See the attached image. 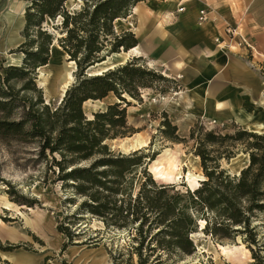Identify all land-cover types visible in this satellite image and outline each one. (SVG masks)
I'll return each mask as SVG.
<instances>
[{"label":"trees","instance_id":"16d2710c","mask_svg":"<svg viewBox=\"0 0 264 264\" xmlns=\"http://www.w3.org/2000/svg\"><path fill=\"white\" fill-rule=\"evenodd\" d=\"M66 1L25 0L28 4L22 31L24 42L11 52L22 55V66L0 68L5 73L3 78L0 76V138L15 141L38 138L39 156L50 164L49 170L61 183V189L71 188L75 195L83 198L78 211L97 218L106 230H121L138 223L134 237L137 242L134 254L138 264H148L149 257L157 252L165 255L194 254L189 236L197 233L200 220L205 222L202 232L213 241L235 240L239 236L251 253L252 264H264V256H261L264 244L258 238L259 227L252 226L256 215L264 214V136L239 128L225 135H218L213 130L205 131L196 140L194 152L206 179L200 182L198 189L174 192L173 186L156 188L149 179L150 174L144 170L145 179L134 194L136 169L142 165L141 158L137 156L140 151L128 156L114 155L108 151L104 141L116 137V134L109 136L110 128H126V108L130 102L122 96L127 94L134 100L136 96L127 86L119 92L116 82L132 79L137 70L130 69L126 64L102 76L88 78H85V71L107 56L127 51L138 44L130 32L115 34L113 22L129 15L124 12L126 4L135 5L143 0H100L92 5L91 10L84 7L73 14L64 11ZM57 15L61 16V27L65 31L64 40L59 42L67 51L69 61L75 62L76 69L85 79L67 90L61 104L53 112L47 105L40 111L37 108L42 103L40 99L38 102L18 100L8 82L12 78L24 77L35 91L31 75L38 67L48 64L52 44L51 35L39 28L45 17L53 20ZM36 28L38 36H44L41 42L32 38V31ZM101 36L105 40L109 36L113 39L106 56L99 55ZM64 43L72 48L66 49ZM81 47L86 49V54L79 57L76 49ZM2 83L6 89H3ZM109 93H113L119 102L108 105L104 112L93 113V119L88 120L82 104L87 100H103ZM18 103L24 104L23 115L18 120H12V111ZM162 127L166 129L162 133L167 137H173L177 143L185 142L175 136L176 127L171 126L167 119L162 122ZM197 128L195 125L191 129L190 139H194ZM239 147L248 155L249 164L236 176L222 169L220 161H228ZM86 161H90L88 166L74 167ZM148 186L154 189L148 190ZM65 200L69 202L71 199ZM25 204L32 206L36 203ZM146 224L149 225L144 230ZM151 226L161 228L152 232ZM57 230L67 239L61 246L62 255L72 246L76 235L62 225ZM16 249L12 245L0 246V251L4 253H13ZM48 260L46 258L45 262Z\"/></svg>","mask_w":264,"mask_h":264},{"label":"rangeland","instance_id":"374dc122","mask_svg":"<svg viewBox=\"0 0 264 264\" xmlns=\"http://www.w3.org/2000/svg\"><path fill=\"white\" fill-rule=\"evenodd\" d=\"M21 1L25 3L26 7L28 2H25V0ZM98 1L100 0H75L74 4L71 6L64 3L63 8L66 13L73 14L79 12L84 7H88L91 10L92 5H94ZM166 1L167 0H143L139 1L136 4H139L140 7L145 10H153L158 6H161L162 3H165ZM13 3L14 0H3L2 4L0 5V18H2V13H4V22L0 19V42H4V46L8 48V50L4 54L0 55V68L7 67L5 66L7 61L6 54L19 55L17 53L11 52L15 51L16 48L14 49L13 46H15L20 39L18 38L15 41L14 38H11L8 43V39L6 37L8 35L9 30L14 26L15 22L18 19L17 17L15 20L13 19L9 22L7 18V14L10 13ZM133 6L134 4L132 5V3L126 4V7L124 9L125 14H130ZM161 13H163V15L159 19L158 17H154L149 13H144L143 22L146 26L150 25V27L152 28L151 31H154V24H151V22L155 23L157 21H163V18L165 17H170L171 15L175 16L174 10L163 9ZM23 18L24 13L22 20ZM61 21L62 18L59 15L55 16L53 20L45 17V20L41 24L39 30L45 31L46 34L51 35L52 44L55 43V45L58 46L61 55L66 58V56H68V53L63 48V46H61L62 44H60L59 42L64 40L65 38V31L61 27ZM18 28L19 27H17L13 33H16ZM113 31L117 35L121 34L115 32L114 29ZM37 33L38 28L32 31V38L36 39L38 42H41L44 36L40 37ZM103 38L105 37L101 36L100 44L98 45L100 56L108 55L107 53L111 48L110 44L113 41L112 37L110 36L108 40H105ZM134 38L136 39L137 43L140 42L141 45L144 47L147 43L146 41H148H139L135 36ZM181 43V41H178L174 38H172L170 42L171 46L177 53L181 51V48L191 52L192 54L194 53L195 55H197L198 52H194L192 47H188L187 49L185 46L182 45L183 43ZM51 46L49 49V55L51 51ZM64 46H67L66 49L68 50L72 48V46H70L68 43H64ZM76 50L79 51V57H82L86 54V49L84 47H81ZM176 52L172 51L171 57H165V63L161 62L157 66H154L153 69L147 67L146 60L138 58L130 59L127 65H129L130 69L132 68L137 70L136 75L132 79H120L116 82V87L119 92L122 91L121 88H123V86H127L130 92L136 96V104L129 103V106L126 108V128L116 127L109 129V136L116 134V137L109 138L104 141V144L107 146L108 151L114 155L128 156L132 153L123 152L121 149L117 148L116 146H113V141L119 142L120 140L131 137L136 133L150 134V144L148 148L141 150L140 153L137 154V156L141 158L142 165L140 168L136 169L137 171L134 187L139 176L145 179L143 172H145L144 170H146V166L149 162L148 160L154 158L162 149H178L183 154L194 157L197 142L196 140H198V138L201 137L205 131L213 130L218 135H225L232 134L238 128L240 130H244L234 120L219 118L216 114L210 112V109L208 110V115H205L204 111V113L198 115L199 117L193 123L185 124L183 119V113L184 110L188 108V104L190 103V98L193 96V93L203 94L204 88H207L209 85L207 86V84L191 83L184 84L179 81V79L176 78V74L170 72L168 69V67L173 63V61H179L181 59L180 55H178ZM67 60L69 61V56ZM251 60V57L247 58L246 63L251 62ZM262 60L263 59H261V57L258 58L257 64L259 65V68L260 65H262L259 61H261L262 63ZM20 66H22V60ZM255 68L257 69V66ZM258 73L263 81L264 66L262 69L260 68L258 70ZM166 74H170L171 76L166 77ZM4 75V70L0 69L1 78H3ZM119 76L121 77V74H119ZM37 77V71L35 70L31 75L35 91H33L32 86L28 84V79L24 77L10 79V81L8 82V86L13 90L18 100H22L24 102H27V100H30L32 102H38V100L40 99L42 103H39L37 105V108L40 111H43V106L47 104L44 99L43 91L36 84ZM73 77L74 81L73 84H71V86L69 87V89L73 88L76 84H80L83 79L88 78H84L82 75H80V72L77 69L75 70ZM2 87L3 89H6L3 83ZM145 92L149 95L148 97H153V99H155V103L152 108L143 109L145 100L142 98V96ZM176 92L179 95L177 97L172 96L171 98H174L178 101L179 108L175 109L174 111H171L167 103L162 101V98H168L169 95ZM262 93L264 96V92ZM261 95L262 94H260L259 98H256L257 102L260 100ZM108 96H114L116 98L113 93H109L107 97ZM23 103H18L19 105L12 111V120H18L23 115ZM60 104H58L57 100L54 99V101L47 106L49 111L53 112ZM131 108L135 109L131 110V113H129V116L131 115L132 117L129 119L127 118V116L128 111ZM165 119L170 122L171 126L176 127L175 136H177L179 139L184 140L185 142L177 143L173 140V137H167L162 133L164 132V130L166 131V129L162 127V122ZM195 125H197L198 130L196 131V135L192 140L190 139V131ZM107 127L110 126L107 125ZM176 145L179 146L177 147ZM234 151V156L228 161H220L221 168L228 171L231 175H233L231 168L229 167L231 159L235 158L238 155H247L242 150V147H239L237 150L235 149ZM48 160H50V157H48ZM89 162L90 161L80 162L75 164L74 167L88 166ZM226 165L228 167H226ZM49 166L50 164L45 159L39 156L38 138H29L26 141H15L13 139L0 138V193L6 194L7 199L19 207L25 206V208H39L40 210L48 214V216H50L54 223L53 234H47L46 237L40 234H36L29 228L25 227L24 221L20 216H17L12 212L2 210L0 212L1 221L5 223L8 227L14 228L19 233L26 235L28 237V240L19 239L16 242H12L9 238L4 236V232L0 231V246L6 247L8 245H12L17 248L14 252L24 251L32 255L45 256V259H50L47 261V263L49 264H62V262H65L66 264H73L72 259L69 258V256L67 255L70 248H74L77 252L96 247L102 248L103 251H105L104 253L108 254L110 258L108 264L137 263V257L134 254V248L137 246V242L134 241V237L136 236V229L138 227V223L132 224L129 228H124L121 230H117L114 228H111L109 230L104 229L102 231L95 230L93 228V223L99 220L97 218L92 217L87 212L78 211V207L83 201V198H80L79 196L75 195L73 189L71 188H66L65 190H62L60 187L61 183L55 180V176L49 170ZM198 168L199 169L195 173L203 176L200 162H198ZM186 171L187 168H182L183 173H185ZM149 179L155 184L156 188H160L162 186H164L165 188H169L173 186L174 192H185L187 190L183 180L173 185H159L155 183L150 176ZM38 185H40L41 187L42 194L45 196V198L48 197V200L50 201L47 206H43L41 201L38 200L36 196H34L32 193L33 188ZM147 189L153 190L154 188L152 186H148ZM133 193L135 194V192ZM67 198L71 200L69 202H66L65 199ZM27 202H32L36 204L28 206L25 204ZM25 208H20V211L22 213L27 214L28 212L25 210ZM59 225L68 228L71 232L76 235V237L72 239V246H70L67 251L62 255H60L61 246L64 242L67 241V239L63 234L58 232L57 228ZM148 225L149 224H146L143 229L146 230L148 228ZM252 226L259 227L258 238L260 240V243L264 244V214H257L256 217L253 219ZM151 228L153 229L152 232H156L161 227L157 228L156 226H151ZM199 229L200 227L198 225L197 233H201L202 236L196 234V239L204 240L206 244H209V242H211L214 246L243 244L241 241V237L239 236L235 240H224L222 242H215L209 236H206L202 231L200 232ZM57 235L61 237L62 242L59 249L57 251H54L51 247L48 246V243L45 239H53L57 237ZM146 245L147 243L145 244V246ZM193 246L195 252L190 256L181 254L165 255L164 253L159 252L153 253L149 257L148 264H192V262H197V264H234L232 261H228L224 259V257H220L219 255L214 254L212 251H210L211 254H198L194 242ZM244 248H246L245 245ZM1 253L4 252L0 251V254ZM143 253L146 254L145 251ZM159 255H161V257H158ZM261 256H264V250L261 252ZM113 258L115 259L114 262ZM158 258L161 259L157 260ZM249 258L252 259L251 253ZM2 261L3 259L0 256V262ZM75 263L76 262H74V264ZM252 263L253 259L252 261H244V264Z\"/></svg>","mask_w":264,"mask_h":264},{"label":"bare ground","instance_id":"6f19581e","mask_svg":"<svg viewBox=\"0 0 264 264\" xmlns=\"http://www.w3.org/2000/svg\"><path fill=\"white\" fill-rule=\"evenodd\" d=\"M75 0H67L66 4L69 6L74 4ZM191 4L189 0H167L165 3H162L161 6L156 7L155 9L145 10L140 7L139 4H136L132 7L131 13L124 19L118 18L113 22V28L117 33L130 32L139 40H144L145 36L149 35L150 43L156 41V39L163 41L165 44H169V36L178 37L184 28L191 27L194 24L201 28L204 25L209 26L211 21L205 24L195 23L196 13L195 10H191ZM180 7H187V10L181 15V18L185 17V21L180 19V21L174 23L167 21V17L163 18V21H157L154 24V31H151L150 25L146 26L143 22L144 13H149L158 19L163 15L161 13L163 9L167 10H176ZM163 8V9H162ZM25 9V3L21 0H14V3L11 7L10 13L7 14L8 21L15 20L17 21L14 26L9 30L8 43L11 38L15 37L16 33H13L17 27H20L23 23L22 17ZM19 22V24H18ZM185 24H187L185 26ZM151 31V33H150ZM150 33V34H149ZM153 33V34H152ZM222 49L221 47H218ZM148 46H142L138 43L136 46L130 48L129 50H121L117 53L107 56L104 61L97 63L96 65L90 67L87 70V77L102 76L103 74L113 71L119 67L125 66L128 64L130 59H143L147 61V67L153 69L154 66L160 64L161 61L157 57H154V54L148 52ZM182 54L180 61L173 62L169 67V71L176 74V78L179 79L184 84H210L215 76V67L209 60V57L205 54L199 58H194L187 51L181 50ZM50 62L45 66L38 67L37 71V80L36 84L43 91L44 99L47 105L57 100V103L60 104L65 96V93L73 84L74 77L73 74L76 70V65L73 61H68L64 56L61 55L58 46L55 43L51 46L50 51ZM259 53L254 51V61L256 62L259 58ZM6 64L5 66H20L22 55L15 54H6ZM252 63H246L248 68H251ZM256 71V70H255ZM221 73V72H220ZM219 74V73H218ZM223 74V73H222ZM170 74H166V77H170ZM179 94L173 93L169 95L168 98L163 97L162 101L166 102L171 111L179 108V103L172 96L177 97ZM181 95V94H180ZM149 95L145 92L142 98L145 100L143 109H149L154 106L155 99L153 97H148ZM213 96V93L208 89L204 88L203 94L193 93V96L190 98V103L188 108L184 110L183 119L185 124L193 123L202 113L205 111V115L210 112H215L219 118L233 120L241 126L244 130L255 133L257 135L264 136V96L262 95L260 99V108L263 113L253 111L251 109H237L235 112V106L229 102L225 101H214L210 106V98ZM123 97L130 103L136 104L135 100L129 97L127 94H124ZM118 99L113 97H106L103 100H87L82 104L84 113L88 120H92V114L98 111L104 112L108 105L118 103ZM212 102V101H211ZM228 104V105H227ZM131 108L128 111L127 118H132L129 113ZM208 115V114H207ZM113 146L121 149L126 153H135L141 151L145 148H148L150 144V134L148 133H136L131 137L124 138L119 142L113 141ZM177 147L179 145H176ZM198 157H192L190 155L183 154L178 149L164 148L162 149L150 162H148L149 174L151 179L159 185H173L179 183L181 180L184 181L187 190L194 191L200 187V182L206 180L204 176L196 174L195 172L198 168ZM249 164V159L247 155H238L230 161V168L233 174L238 175L240 170L244 169ZM226 167H228L226 165ZM182 168H187L185 173L182 172ZM143 177L139 176L138 180L135 183L134 192L138 190L140 183L143 182ZM33 195L36 196L38 200L41 201L43 206H47L50 201L48 197L42 194L40 185L33 188ZM20 208H25V206H17L16 204L10 202L7 199L6 194L0 193V212L6 210L20 216L25 227L29 228L36 234L46 236L47 234H53V221L44 211L40 210L37 207L25 208L28 212L22 213ZM200 227V232L204 229L205 222L200 220L198 222ZM93 228L98 231L104 230V225L100 221H95L93 223ZM0 231L4 232V236L10 239L12 242H16L19 239L28 240V237L22 233H19L16 229L8 227L0 219ZM196 234L202 236L201 233H195L190 235V238L196 246V251L198 254H211L212 251L214 254L224 257L228 261H232L234 264H244V261H252L250 257V252L248 249L244 248L243 244L239 245H216L214 246L211 242L206 244L204 240H197ZM47 237V236H46ZM45 237V238H46ZM48 243V246L51 247L54 251H57L61 245V237L53 239H45ZM22 254L17 258H12L8 254L10 253H1L0 256L3 260H8L13 264H34L33 258L29 257V253L20 251ZM24 252V253H23ZM12 253V252H11ZM26 253V254H25ZM76 253L75 249L70 248L68 256L69 258L73 257ZM105 253L102 248H99V251H91L89 255H86V258L90 260L91 264H100L104 263ZM136 264V263H135ZM192 264H197V262H192Z\"/></svg>","mask_w":264,"mask_h":264},{"label":"crops","instance_id":"0c3cea01","mask_svg":"<svg viewBox=\"0 0 264 264\" xmlns=\"http://www.w3.org/2000/svg\"><path fill=\"white\" fill-rule=\"evenodd\" d=\"M2 1L3 0H0V5L2 4ZM189 1L192 3L191 10H195L196 13L195 23H197L196 20L199 10L207 9L208 22L211 21V24L209 26L204 25V27L201 28L197 27L195 24L186 28L182 26L180 28L182 32L178 37L168 36V38H170L169 44H165L158 39L150 43L151 36L147 35L144 40H148L146 41L148 52L153 53L154 57L159 58V61L165 63V57H171L172 51L176 52L170 44L171 39L174 38L181 41L183 43L181 44L187 49L188 47H192L194 52H198L197 55L194 53L193 55L191 52L187 51L194 58H199L206 54L215 67L214 79L210 84H207V86L209 85L207 88L205 87L213 93V96L210 98V106L214 101L220 100L233 104L236 107L235 112L237 109L245 108L253 111L256 110L257 112L261 111V113H263L259 105L260 100L257 102L256 98H259L260 94L263 95L262 92H264V80L262 81L258 73V70L260 68L262 69L264 66V0ZM186 8L187 7H184V11L187 10ZM176 10H174L175 16L171 15L170 17H167V21L174 23L180 21V19L185 21V17L181 18L184 11L182 13H177ZM0 19L4 22V13H2V18ZM24 25L25 21L23 18V23L17 29L15 36L17 37L15 38V41L18 38L20 40L15 46H13L14 49L24 42L22 35ZM186 25L187 24H185V26ZM226 27H232L240 38L235 36L230 39L225 35ZM241 38L253 49L252 54H250L251 51L248 50L246 46L241 45ZM218 47H221L222 49ZM7 50L8 48L4 46V42H0V55L4 54ZM180 50L184 49L180 48ZM254 51H257L260 55L259 57L263 59L262 63L259 61L260 64H262L260 65V68L257 64L258 60L256 62L254 61ZM178 53H180V51ZM250 57L252 60L249 63H252V67L248 68L246 66V59ZM255 64L257 69L255 68ZM213 113L216 114L215 112ZM229 119L233 120V118ZM91 251L97 252L99 251V247L77 251L74 256L71 257L73 264L74 262H76L75 264H91L90 260L86 258V255H89ZM20 254H22L20 251H16L8 255L12 258H17ZM105 255L104 263L100 264H108L110 261L108 254L105 253ZM28 256L33 258L34 264H49L45 262V256L32 254H29ZM3 261L13 264L8 260Z\"/></svg>","mask_w":264,"mask_h":264},{"label":"built area","instance_id":"2783aa9c","mask_svg":"<svg viewBox=\"0 0 264 264\" xmlns=\"http://www.w3.org/2000/svg\"><path fill=\"white\" fill-rule=\"evenodd\" d=\"M184 11V8L180 7L179 9L176 10L177 13H182ZM208 11L207 9H201L198 12V16H197V23L198 24H205L206 22H208ZM225 35H227L230 39H232L233 37L237 36L240 38L239 35L236 34L235 30L232 27H226L225 28ZM241 45H244L248 48V50L251 51L250 54H252L253 49L246 43L245 40H243L241 38ZM253 58V56H252Z\"/></svg>","mask_w":264,"mask_h":264},{"label":"water","instance_id":"95a60500","mask_svg":"<svg viewBox=\"0 0 264 264\" xmlns=\"http://www.w3.org/2000/svg\"><path fill=\"white\" fill-rule=\"evenodd\" d=\"M25 8H26V7H25ZM24 13H25V9H24ZM17 67H18V66H17ZM89 68H90V67H89ZM89 68H88V69H89ZM88 69H86V70H88ZM86 73H87V71H85V75H86ZM122 98L125 99L123 96H122ZM229 165H230V163H229ZM146 171H147V173H150V172H149V169H148V165L146 166ZM240 171H241V170H240ZM233 175H236V174H233ZM236 176H237V175H236ZM3 237H4V236H3ZM190 240L192 241L191 238H190ZM11 243H12V242H11ZM195 248H196V246H195Z\"/></svg>","mask_w":264,"mask_h":264}]
</instances>
